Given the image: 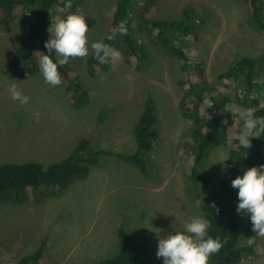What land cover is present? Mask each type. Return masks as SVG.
Instances as JSON below:
<instances>
[{"label": "rangeland", "instance_id": "374dc122", "mask_svg": "<svg viewBox=\"0 0 264 264\" xmlns=\"http://www.w3.org/2000/svg\"><path fill=\"white\" fill-rule=\"evenodd\" d=\"M115 1L80 0L77 7L89 29L88 54L69 58L67 64L87 95L80 108L70 105L62 82L50 85L37 71L25 77L3 75L23 30L15 25L9 33L0 31V164L47 166L64 159L81 139L101 151L83 178L0 193V264H15L41 242L44 257L39 264H96L114 252L120 225L145 245V264H162L155 255L159 237L182 230L192 216H202L185 172L189 128L178 105L182 94L178 60L147 43V67L137 69L134 60L109 58L88 72L90 45L109 31ZM184 9H193L203 21L193 50L204 64V79L232 97L236 86L224 87L216 76L242 55L264 52V36L250 24L243 0L149 2L154 19H179ZM66 11L62 3L54 8L50 25ZM12 83L29 97L27 103L11 98ZM146 93L154 103L158 125L145 178L112 154L134 150L132 132ZM228 156L221 146L209 152L213 180L227 175V159L223 160ZM244 237L246 244L255 239V248L240 264H264V236L251 230Z\"/></svg>", "mask_w": 264, "mask_h": 264}, {"label": "trees", "instance_id": "16d2710c", "mask_svg": "<svg viewBox=\"0 0 264 264\" xmlns=\"http://www.w3.org/2000/svg\"><path fill=\"white\" fill-rule=\"evenodd\" d=\"M243 1L248 9L250 24L264 36L263 0ZM149 2L116 0L110 29L97 42L108 46V61L111 51L118 50L121 54L118 59L127 63L134 60L137 69L147 67L150 62L147 43L154 44L161 52L178 60L182 73L179 80L182 94L178 105L189 128L188 145H185L188 151L182 153L185 172L202 217L209 223L207 235L219 238L221 243L218 252L210 255L208 264H240L242 258L255 248V239L251 244L245 242L244 234L251 233V224L243 210L240 214L235 210L237 190L230 186V181L247 167L264 164V133L250 138L248 149L238 146L241 128L239 112L244 108H253L254 115L264 117V52L242 55L216 76L215 81L224 87L236 86L234 94L229 97L204 79V64L195 56L193 45L203 23L196 12L184 9L179 19H154ZM61 3L67 6L65 17L77 13L80 0H0V31L9 33L15 25L23 30L2 68L3 75L25 77L36 71L40 73L39 59L42 54H48L55 60V52L46 53L44 42L50 36L52 11ZM121 22L127 29L123 35L113 32ZM100 64L91 48L86 60L88 72L91 73ZM57 71L70 105L75 108L84 106L87 95L79 87L80 81L70 66L65 63L58 66ZM157 125L154 103L146 93L142 112L132 132L134 150L112 154L133 166L145 178L148 176L149 154L156 145ZM220 146L229 152L227 175L215 181L207 156L212 149ZM99 153L101 151L90 147L89 140L81 139L64 159L47 166L37 162L0 164V193L41 185H64L71 179L83 178L97 163ZM43 249L44 242H41L33 253L15 264H39L44 257ZM145 254V245L135 239L124 225H120L114 252L96 264H145Z\"/></svg>", "mask_w": 264, "mask_h": 264}, {"label": "clouds", "instance_id": "9594fccd", "mask_svg": "<svg viewBox=\"0 0 264 264\" xmlns=\"http://www.w3.org/2000/svg\"><path fill=\"white\" fill-rule=\"evenodd\" d=\"M50 27L51 33L44 42V47L47 49L46 53L55 52V60L48 54H42L39 59V71L46 83L58 85L61 79L57 71L58 66L67 63L69 58L84 57L88 54L86 32L89 29L85 17L79 13H70L58 18ZM126 31L123 22L113 29L114 33L119 32L122 35ZM90 47L100 63L107 62V45L94 42ZM120 55L118 50L110 53L111 58H118ZM8 91L11 98L21 105L29 100L16 83L10 84ZM239 120L241 128L238 133V146L248 149L251 146L250 138L259 137L264 133V117L254 115L253 108H244L239 112ZM226 159L228 158L223 161ZM230 186L237 190V214L243 210L248 215L251 230L256 235L264 236V164L247 167L231 179ZM208 227L209 223L205 218L192 216L184 223L182 230L170 231L159 237L156 257L162 258V264H208L210 255L218 252L221 247L219 238L207 235Z\"/></svg>", "mask_w": 264, "mask_h": 264}]
</instances>
